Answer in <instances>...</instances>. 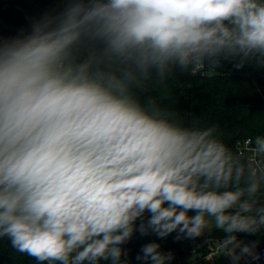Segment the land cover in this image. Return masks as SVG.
I'll return each instance as SVG.
<instances>
[{
    "label": "clouds",
    "instance_id": "obj_1",
    "mask_svg": "<svg viewBox=\"0 0 264 264\" xmlns=\"http://www.w3.org/2000/svg\"><path fill=\"white\" fill-rule=\"evenodd\" d=\"M42 2L0 30V240L35 264H132L137 236V264H172L169 236L260 261L264 134L229 145L161 97L264 70V0Z\"/></svg>",
    "mask_w": 264,
    "mask_h": 264
},
{
    "label": "trees",
    "instance_id": "obj_2",
    "mask_svg": "<svg viewBox=\"0 0 264 264\" xmlns=\"http://www.w3.org/2000/svg\"><path fill=\"white\" fill-rule=\"evenodd\" d=\"M47 6L42 0H0V30L5 36L15 35L20 28L27 26L29 16L39 14ZM262 74L264 75V70L250 67L240 71L233 70L232 65L227 62L213 77L196 78L177 74L169 81L161 102L189 119L198 120L203 126L217 125L222 138L232 145L246 137L264 134ZM154 94L159 95V92ZM249 237L257 239L256 236ZM155 239L154 236L134 237L127 245L131 249L133 264H137L134 257L140 246ZM258 239V248L264 256V236H259ZM157 242L161 243L163 250L174 251L175 259L172 264H192L195 261L190 257L197 247V241L173 243L172 236H169L166 240ZM199 251L206 254V248ZM0 264H35V261L16 253L6 240H0Z\"/></svg>",
    "mask_w": 264,
    "mask_h": 264
},
{
    "label": "rangeland",
    "instance_id": "obj_3",
    "mask_svg": "<svg viewBox=\"0 0 264 264\" xmlns=\"http://www.w3.org/2000/svg\"><path fill=\"white\" fill-rule=\"evenodd\" d=\"M214 236V235H213ZM218 236V235H217ZM241 239H245L248 241L253 240L252 238H250L249 236H241ZM197 247L191 252V259H195V260H200L204 257H208L211 254H214L215 258H214V264H232L230 258L226 257V256H222L218 253H216L215 251V247L213 244H203L202 243V239L197 241ZM196 244H194L196 246ZM202 248H206V254H203V252L201 253L199 250H201ZM260 253V249H257ZM199 251V252H198ZM215 251V252H214ZM259 264H264V256L261 253V260L258 261ZM240 264H243V262L241 261Z\"/></svg>",
    "mask_w": 264,
    "mask_h": 264
},
{
    "label": "built area",
    "instance_id": "obj_4",
    "mask_svg": "<svg viewBox=\"0 0 264 264\" xmlns=\"http://www.w3.org/2000/svg\"><path fill=\"white\" fill-rule=\"evenodd\" d=\"M219 71L220 70H218V72L215 74V75H217L218 73H219ZM261 74V73H260ZM215 75H213V76H215ZM213 76H211V77H213ZM261 76H264L263 74L261 75ZM196 78H202V77H200V76H197ZM204 78H208V77H204ZM243 141L244 140H242V141H239L240 143H243ZM215 252V251H214ZM214 258H215V256H214V254H211L210 256H208V257H204V258H202V259H200V260H196L195 262H202V261H208V262H210L211 264H214ZM194 262V263H195ZM242 262H243V264H245V262L242 260ZM253 264H259L258 262H253Z\"/></svg>",
    "mask_w": 264,
    "mask_h": 264
},
{
    "label": "water",
    "instance_id": "obj_5",
    "mask_svg": "<svg viewBox=\"0 0 264 264\" xmlns=\"http://www.w3.org/2000/svg\"><path fill=\"white\" fill-rule=\"evenodd\" d=\"M127 247V246H126ZM133 264V263H132ZM193 264H211L210 262L208 261H202V262H195Z\"/></svg>",
    "mask_w": 264,
    "mask_h": 264
},
{
    "label": "flooded vegetation",
    "instance_id": "obj_6",
    "mask_svg": "<svg viewBox=\"0 0 264 264\" xmlns=\"http://www.w3.org/2000/svg\"><path fill=\"white\" fill-rule=\"evenodd\" d=\"M195 261H196V260H195ZM195 261H193V263H194ZM193 263H192V264H193Z\"/></svg>",
    "mask_w": 264,
    "mask_h": 264
}]
</instances>
